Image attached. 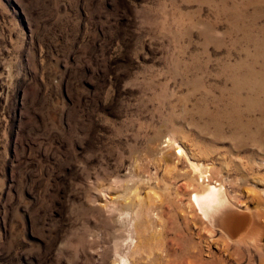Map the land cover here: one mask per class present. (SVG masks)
Instances as JSON below:
<instances>
[{"label": "rangeland", "instance_id": "1", "mask_svg": "<svg viewBox=\"0 0 264 264\" xmlns=\"http://www.w3.org/2000/svg\"><path fill=\"white\" fill-rule=\"evenodd\" d=\"M122 259L264 264V0H0V264Z\"/></svg>", "mask_w": 264, "mask_h": 264}, {"label": "bare ground", "instance_id": "2", "mask_svg": "<svg viewBox=\"0 0 264 264\" xmlns=\"http://www.w3.org/2000/svg\"><path fill=\"white\" fill-rule=\"evenodd\" d=\"M176 147L178 148V145ZM177 152L179 153L180 150H178ZM191 166L193 170H198V167L196 168L194 164L191 163ZM192 201L194 202L196 207L202 212L204 218L207 221H212L214 213H217L220 209L222 210L223 207L228 205L227 199L220 185H206L203 192L201 191V193H194ZM245 220L246 216L244 215H240V217L234 216L233 218L230 216H224L219 220V223L220 227L227 233L234 232L239 228L241 229L243 224L246 222ZM233 222L234 224H232ZM250 231L251 229L247 232L246 236L250 234ZM250 236L253 235H249L248 237L250 238ZM120 264H127V261L125 259H122L120 261Z\"/></svg>", "mask_w": 264, "mask_h": 264}, {"label": "water", "instance_id": "3", "mask_svg": "<svg viewBox=\"0 0 264 264\" xmlns=\"http://www.w3.org/2000/svg\"><path fill=\"white\" fill-rule=\"evenodd\" d=\"M238 216H240V215H238ZM238 216H237V217H238Z\"/></svg>", "mask_w": 264, "mask_h": 264}]
</instances>
